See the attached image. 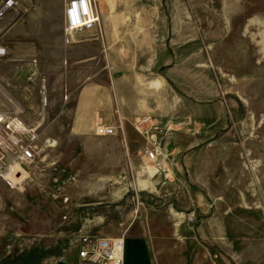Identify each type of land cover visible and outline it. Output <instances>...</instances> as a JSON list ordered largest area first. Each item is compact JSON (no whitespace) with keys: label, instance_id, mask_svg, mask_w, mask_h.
<instances>
[{"label":"rangeland","instance_id":"1","mask_svg":"<svg viewBox=\"0 0 264 264\" xmlns=\"http://www.w3.org/2000/svg\"><path fill=\"white\" fill-rule=\"evenodd\" d=\"M15 1L41 29L29 38L72 40L54 7L29 20L32 0ZM98 5L94 36L127 49L137 71L160 82L153 111L140 116L150 121L135 128L129 151L117 132L50 131L47 80L32 61L2 69L0 56V108L37 120L40 140L51 143L37 167H24L31 177L18 190L0 183V264H76L81 234L124 236L125 264H148L156 250L264 264V0ZM109 55L114 62L119 53ZM151 143L154 161L143 153ZM142 163L157 172L140 174Z\"/></svg>","mask_w":264,"mask_h":264},{"label":"crops","instance_id":"2","mask_svg":"<svg viewBox=\"0 0 264 264\" xmlns=\"http://www.w3.org/2000/svg\"><path fill=\"white\" fill-rule=\"evenodd\" d=\"M33 1L27 10L33 14L29 20L38 19L39 13L47 11L46 6L54 7L59 22L61 20L59 28L63 29L64 8L68 0H45L42 5ZM107 2L113 9L114 0ZM16 4L0 19V48H6L5 53L0 55H3L1 68L11 69L13 63L30 61L37 66L47 80V94H44L47 97L46 128L82 136L96 135L98 124L111 125L123 138L127 151L137 147L132 141L135 128L140 130L136 121L153 111V88L159 87L160 82L138 72V65L127 54V49H117L106 44L97 34L94 36V31L97 32L95 28L74 32L69 42H65L64 35L59 32L52 41L29 38L32 34L41 35V29L37 27L33 31L31 23L26 22L25 14H22L21 5L18 1ZM111 50L119 53L114 62L110 61ZM151 64L150 59L148 67ZM3 103L7 105L8 100ZM118 163L121 161L118 160ZM143 166L148 165L141 164L140 174L152 176L157 172L152 175L145 173ZM149 259L148 264H216V255L209 252L156 250Z\"/></svg>","mask_w":264,"mask_h":264},{"label":"built area","instance_id":"3","mask_svg":"<svg viewBox=\"0 0 264 264\" xmlns=\"http://www.w3.org/2000/svg\"><path fill=\"white\" fill-rule=\"evenodd\" d=\"M13 4L14 0H4L0 4V18ZM65 7L66 41L72 33L81 29L95 28L101 31L98 0H68ZM20 114L19 111L0 109V182L10 190L23 183L24 167H37L44 158L45 150L51 147L49 140H40L39 122L35 125L26 123ZM149 121L147 115L138 118L137 128L142 130ZM95 132L98 135H112L116 130L111 125L98 124ZM143 151L151 159H156L159 152L158 146L152 143L145 145ZM75 245L76 264H124V236L81 234ZM59 261L64 262L65 259L60 257Z\"/></svg>","mask_w":264,"mask_h":264},{"label":"bare ground","instance_id":"4","mask_svg":"<svg viewBox=\"0 0 264 264\" xmlns=\"http://www.w3.org/2000/svg\"><path fill=\"white\" fill-rule=\"evenodd\" d=\"M98 2H99V0H98ZM16 6V1L14 0V4H13V7L12 8H14ZM98 9H99V5H98ZM87 18H90V16L89 17H86L85 19H87ZM98 20H99V22L101 23V18H100V10H99V16H98ZM73 34V33H72ZM69 35H71V33L69 34ZM71 38H72V35H71ZM0 55L1 54H4L5 53V50L4 49H2V48H0ZM4 53H3V52ZM42 104H43V107L44 106H47L46 104H47V97H45V95L42 97ZM0 109H2V108H0ZM2 110H6V109H2ZM14 112V111H13ZM16 112H18V111H16ZM20 113H21V111H19ZM21 115V114H20ZM21 118L23 119V121H25V119L22 117V115H21ZM26 122V121H25ZM26 123H31V122H26ZM33 123V125H35L36 123H38V121L36 120V121H33L32 122ZM158 157V156H157ZM148 159L149 160H151V161H154L155 159H151V158H149L148 157ZM157 159V158H156ZM145 169V171L146 170H148V169H146V168H144ZM25 171H24V169H23V176H24V173ZM31 177V175H28L26 178L24 177V179H23V182L25 181V180H27V179H29ZM15 180V179H14ZM1 183V182H0ZM140 183L142 184V186L143 185H147V183H146V181H140ZM20 185V183H18L15 187V189H13V190H18V186ZM6 188V187H5ZM95 236H98V237H104V236H99V235H95ZM76 244V243H75ZM74 244V249H76V245ZM65 259V261L64 262H66V258H64Z\"/></svg>","mask_w":264,"mask_h":264}]
</instances>
